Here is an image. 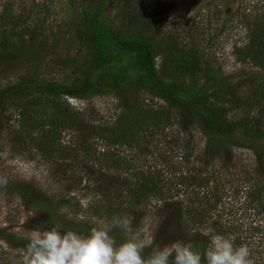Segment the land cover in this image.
Segmentation results:
<instances>
[{
	"label": "rangeland",
	"instance_id": "rangeland-1",
	"mask_svg": "<svg viewBox=\"0 0 264 264\" xmlns=\"http://www.w3.org/2000/svg\"><path fill=\"white\" fill-rule=\"evenodd\" d=\"M262 1L232 0L228 7L221 5L217 17L213 14L219 5L217 2L208 4L203 0H146L145 3H149L160 14L164 24L161 27L165 31L177 29V32L183 31L181 35L185 36L191 33L192 27H199L194 34L204 60L233 79L239 85L240 94L249 89L244 87L247 78L261 76L255 75L256 70L250 64L240 63L234 55V48L240 47L246 40L240 17L246 15L251 8L258 7ZM75 2L0 0V37L8 34L14 23L13 19L19 18V22L15 24L16 33L24 32L26 27H30L34 32L43 33L46 38L42 50L34 60L15 64L0 61V89L13 85L28 75L34 76L40 83L73 85L78 82L77 74L56 65L58 59H70L76 54L77 45L71 40L77 10ZM98 2L99 0H88L90 6ZM156 16L158 15L154 17ZM207 24L211 25L208 27L210 29L200 28V25ZM88 57L89 51L86 50L80 56L77 66H82ZM156 69L163 80L171 79L162 57L157 59ZM149 101L147 94L132 89L116 94L95 95L85 100L39 97L28 102L29 110L36 119L46 123L41 130L27 129L26 133L23 131L26 127H21L22 122L17 119V113L24 106L22 101H15L7 106L8 119L0 133V181H4L0 183V264H21L22 250L27 244L16 240L29 241L33 229L56 227L62 232L90 234L88 232L93 228L109 227L110 234L124 233L112 226V219L117 216L134 218L133 232L145 240L147 246L144 250L152 255L155 249L170 247L181 241L182 222L185 218L181 216L183 207L177 205L187 200L189 203L200 199L202 194L205 197L200 204L208 209L207 216L229 228L236 237L238 247L246 245L249 248V260L252 264H264V193L259 196L262 197L259 202V198L255 200L256 186L248 177L255 175L257 161L250 151L232 149L229 153L221 152L213 162H209L205 158L204 138L197 129L181 119L179 125H173L169 130L165 128L153 136L151 133L147 137V143L142 142L141 146H111L94 140L91 145L78 149L81 137L86 133L90 135L92 128L111 125L120 113L129 110V106L140 108L141 103L147 105ZM63 103L71 114L68 115L70 120L82 122L78 133L68 126L64 129L52 126L53 122L58 124L60 121L61 111L57 110V106L64 105ZM152 103L150 106L153 108L165 107L158 100ZM43 134L47 137L54 136L57 149L52 150L49 143L44 141L39 149L33 144L35 138H44ZM166 141L168 145L165 144ZM144 146L146 149L141 150ZM44 149L49 154L42 153ZM138 151L144 153L137 154ZM152 152L172 161L173 167L180 170L177 175L170 176L163 172V166L152 156ZM188 155H191L189 164L184 165L182 157ZM103 156L110 161L111 157L116 156L123 159L129 165V170L148 165L151 172L154 164L155 169L162 170L163 175L160 182L148 175L149 181L160 185L163 195L171 194L170 199L165 203L151 197L141 210H126L128 197L122 196L111 209L113 214L105 215L108 211L105 200L91 185L104 186L105 180L114 183L117 179L104 175H129L132 171L122 170L114 174L109 166L104 170L101 167ZM178 174L189 175V180H186L189 185H178L177 181L182 177H178ZM90 194L98 195L99 199L94 200L85 210L81 207L79 198ZM24 199L31 204L38 200L49 205L46 206L59 225L56 222L53 224L49 215L28 208ZM80 215L84 216L83 220L77 219ZM74 225L87 229V232L71 228ZM196 234L202 237L209 235V246L211 237L215 235L209 226L197 229Z\"/></svg>",
	"mask_w": 264,
	"mask_h": 264
},
{
	"label": "trees",
	"instance_id": "trees-1",
	"mask_svg": "<svg viewBox=\"0 0 264 264\" xmlns=\"http://www.w3.org/2000/svg\"><path fill=\"white\" fill-rule=\"evenodd\" d=\"M75 1L77 10L71 40L77 45L76 54L70 59H58L56 65L77 74L78 82L73 85L40 83L34 76L28 75L13 85L1 88L0 133L8 119L7 106L15 101H22L24 105L17 113V119L22 122L21 127H26L23 129L26 133L27 129L41 130L46 123L36 119L29 110L28 102L39 97L85 100L95 95L116 94L130 89L141 91L150 98L147 105L141 103L140 108L131 105L111 125L92 128L90 135L86 133L81 137L78 149L91 145L94 140L111 146H141L142 142L147 143V137L151 133L153 136L165 128L169 130L173 125H179L181 119L197 129L204 138L205 158L209 162H213L221 152L229 153L232 149H245L253 154L257 166L254 169L255 175L248 179L256 186L254 197L255 200L259 198V202L262 199L259 196L264 193V0L258 7L251 8L246 15L240 17L246 40L240 47L234 48V55L240 63L250 64L256 70L255 75H261L260 78H247L244 87L249 89L240 94L239 85L233 79L223 75L219 69L204 60L195 37L199 27H192L191 33L185 36L181 35L183 31L177 32V29L171 32L163 30L160 14L149 3L146 4V0H99L93 6L88 4V0ZM203 1L219 4L215 9L218 11H213L217 17L221 5L228 7L232 0ZM155 15H158L157 18ZM19 20L13 19L14 23L8 34L0 37V61L3 63L15 64L36 59L46 41L43 33L34 32L30 27H26L24 32L16 33L15 24ZM210 26L200 25V28L208 30ZM86 50L89 51V57L78 67L79 58ZM161 57L172 76L169 80H163L157 72L156 61ZM154 100L161 101L165 107H151ZM63 104L57 106V110L61 111L60 121L58 124L53 122L52 126L60 129L68 126L78 133L82 122L70 120L68 115L71 114L67 105ZM43 136L42 139L35 138L33 144L39 149L44 141L49 143V148L55 150L57 140L54 136ZM172 140L176 141L173 138ZM165 144L168 145V142ZM144 149L145 146L141 150ZM41 152L49 154L45 149ZM143 153L144 151H138L137 154ZM152 156L160 161L163 172L167 175L175 176L180 171L175 169L178 167H173L169 159H163L164 157L153 152ZM103 157L101 167L104 170L109 166L114 174L122 170L132 171L129 175H104L117 179L114 183L105 180L104 186L91 185L105 200L108 208L105 215L113 214L111 209L122 196L128 197L126 210H141L151 197L165 203L170 199L171 194L163 195L160 185L153 182L151 184L149 181L148 175H152L156 182H160L163 175L162 170L157 171L154 164L151 172L148 165L129 170V165L123 159L116 156L111 157L110 161L106 156ZM190 157L191 155L182 157L184 165L189 164ZM179 176L182 177L177 181L178 185H189L186 181L189 180V175L178 174ZM203 197L205 196L202 194L200 199L189 203L187 200L177 205L183 207L181 216L185 218L180 242L192 244L193 251L199 252L202 258L209 248L210 239L209 235L202 237L196 234L197 229L209 226L215 235H232L229 228L207 216L208 209L200 204ZM25 203L28 208L49 215L51 222L59 225L53 218L52 211L48 209L49 205L43 201L37 200L31 204L25 200ZM71 228L87 232V229L76 225ZM110 235L117 246L128 239L124 233ZM16 241L24 245L29 242L22 239ZM234 246L238 247L236 240ZM142 256L147 259L151 255L148 250H144Z\"/></svg>",
	"mask_w": 264,
	"mask_h": 264
},
{
	"label": "clouds",
	"instance_id": "clouds-1",
	"mask_svg": "<svg viewBox=\"0 0 264 264\" xmlns=\"http://www.w3.org/2000/svg\"><path fill=\"white\" fill-rule=\"evenodd\" d=\"M4 183V181H0ZM99 199L98 195L79 198L85 210ZM83 220L84 216L77 217ZM133 217H113L112 226L121 229L128 239L117 246L109 227L93 228L90 234L62 232L56 227L33 229L29 242L22 250L21 264H252L246 245L234 246L235 235H214L203 258L193 251L192 244L179 241L170 247L155 249L145 259V240L133 232ZM6 243V242H5Z\"/></svg>",
	"mask_w": 264,
	"mask_h": 264
}]
</instances>
